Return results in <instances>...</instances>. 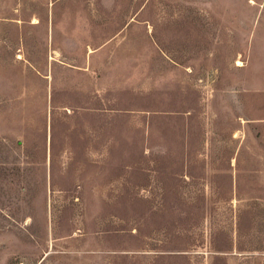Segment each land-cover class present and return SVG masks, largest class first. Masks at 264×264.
<instances>
[{
  "label": "rangeland",
  "instance_id": "1",
  "mask_svg": "<svg viewBox=\"0 0 264 264\" xmlns=\"http://www.w3.org/2000/svg\"><path fill=\"white\" fill-rule=\"evenodd\" d=\"M263 29L264 0H0V264H264Z\"/></svg>",
  "mask_w": 264,
  "mask_h": 264
},
{
  "label": "crops",
  "instance_id": "2",
  "mask_svg": "<svg viewBox=\"0 0 264 264\" xmlns=\"http://www.w3.org/2000/svg\"><path fill=\"white\" fill-rule=\"evenodd\" d=\"M258 13H259V12H258ZM256 33H257V32H255V34H256ZM258 34H259V36L254 35V38H255V40H256V39H259V42L257 43V44H259L258 47H259V49L264 50V29H263L262 32H258ZM255 46L257 47L256 44H255ZM263 53H264V52H263Z\"/></svg>",
  "mask_w": 264,
  "mask_h": 264
}]
</instances>
